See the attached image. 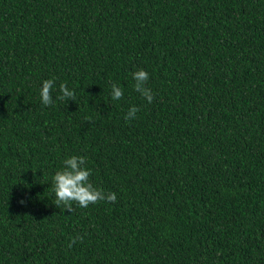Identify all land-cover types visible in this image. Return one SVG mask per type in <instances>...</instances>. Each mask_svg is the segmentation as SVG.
<instances>
[{
    "label": "trees",
    "instance_id": "obj_1",
    "mask_svg": "<svg viewBox=\"0 0 264 264\" xmlns=\"http://www.w3.org/2000/svg\"><path fill=\"white\" fill-rule=\"evenodd\" d=\"M72 155L115 203L54 205ZM0 264H264V0H0Z\"/></svg>",
    "mask_w": 264,
    "mask_h": 264
},
{
    "label": "clouds",
    "instance_id": "obj_2",
    "mask_svg": "<svg viewBox=\"0 0 264 264\" xmlns=\"http://www.w3.org/2000/svg\"><path fill=\"white\" fill-rule=\"evenodd\" d=\"M132 78L135 81L134 90L139 93L147 103H152L154 95L152 89L147 86L149 73L144 69H138L132 73ZM55 83V78L46 79L40 87V100L44 106H51L54 103L52 91ZM59 95L57 100L74 101L76 99L75 91L69 89L66 83H61L58 86ZM123 89L113 83L111 85V99L120 100L123 98ZM140 109L136 106H131L124 116V119L132 120L136 118V114ZM63 167L55 172L52 177V191L55 195L54 205L57 208L63 207L69 213L73 211L72 204L76 203L81 208H87L89 205H95L100 201L111 203L116 202V194L113 192L105 193L102 189L94 187L90 182L89 177L91 170L86 167V161L83 156L72 155L63 161ZM23 204L24 201H18ZM83 236L76 234L70 238L68 247L71 248L77 242H82Z\"/></svg>",
    "mask_w": 264,
    "mask_h": 264
}]
</instances>
